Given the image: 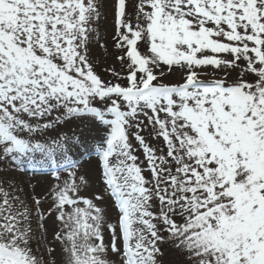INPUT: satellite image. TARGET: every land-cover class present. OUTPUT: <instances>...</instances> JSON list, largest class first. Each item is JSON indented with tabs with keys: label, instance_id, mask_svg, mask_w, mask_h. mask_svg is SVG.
Returning <instances> with one entry per match:
<instances>
[{
	"label": "snow or ice",
	"instance_id": "6c2138e0",
	"mask_svg": "<svg viewBox=\"0 0 264 264\" xmlns=\"http://www.w3.org/2000/svg\"><path fill=\"white\" fill-rule=\"evenodd\" d=\"M0 169V264H264V0H0Z\"/></svg>",
	"mask_w": 264,
	"mask_h": 264
},
{
	"label": "rangeland",
	"instance_id": "374dc122",
	"mask_svg": "<svg viewBox=\"0 0 264 264\" xmlns=\"http://www.w3.org/2000/svg\"><path fill=\"white\" fill-rule=\"evenodd\" d=\"M107 31H108L107 21H101L100 32L102 39H107ZM93 51L97 60V64H96L97 73L100 74L102 77L106 76L105 68L111 65V57L107 55L105 51L101 49L99 46H96L93 49ZM111 51H112L111 47L108 46V52ZM168 79L172 80L173 77L170 76L168 77ZM91 167L93 166H89L88 164H85L82 171L85 174H88L90 178L93 179L91 191H97L99 189V185L95 183L94 177H92ZM0 171H3V179L5 180L11 179L16 181L24 189V192H27L29 194L32 192V188L29 186V180H31V184L35 186V194L39 196H43L47 192L49 185L52 183L51 178L47 175L31 176L28 173L7 171L6 169H0ZM20 195L23 197L24 193H20ZM44 206L47 207V204L45 203ZM101 206L109 208L110 214H113L111 213L110 205L103 204ZM49 238H51V231L49 232ZM162 251L164 252V256L160 258L161 264H177L176 254L171 249H169L167 245L162 246Z\"/></svg>",
	"mask_w": 264,
	"mask_h": 264
},
{
	"label": "bare ground",
	"instance_id": "6f19581e",
	"mask_svg": "<svg viewBox=\"0 0 264 264\" xmlns=\"http://www.w3.org/2000/svg\"><path fill=\"white\" fill-rule=\"evenodd\" d=\"M108 238H106V241H107Z\"/></svg>",
	"mask_w": 264,
	"mask_h": 264
}]
</instances>
